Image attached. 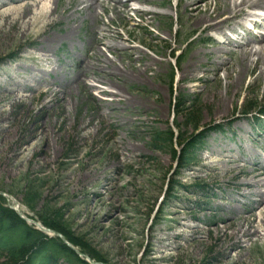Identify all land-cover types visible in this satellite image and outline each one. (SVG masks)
Instances as JSON below:
<instances>
[{
  "label": "rangeland",
  "instance_id": "obj_1",
  "mask_svg": "<svg viewBox=\"0 0 264 264\" xmlns=\"http://www.w3.org/2000/svg\"><path fill=\"white\" fill-rule=\"evenodd\" d=\"M183 3L164 0L152 16L107 10L101 18L108 26H100L91 13L77 12L76 0H60L50 6L48 34L55 43L21 36L9 25L0 36V194L97 264H264V175L255 177L251 166L264 161V141L258 125L242 115L245 106L248 113L264 107V70H248L238 83L236 71L231 79L221 69L213 72L221 62L238 65L241 54L200 42L207 34L190 24ZM95 29L104 31L105 43L131 50L129 57L97 47L116 64L114 74L89 68ZM193 31V43L182 50L175 40ZM113 33L128 38L119 41ZM181 54L177 63L173 56ZM83 64L86 73L78 74ZM190 64L199 82L181 80L180 69ZM145 67L144 74L130 73ZM179 95L194 101L178 109L173 98ZM193 113L196 128L186 118ZM172 123L174 156L152 143L154 132L165 133ZM219 125L221 132H210L193 149L197 134ZM185 148L191 161L177 168ZM228 221V234L252 223L257 237L240 238L241 251L224 249L216 230ZM191 229L198 231L193 237ZM7 262L1 252L0 264Z\"/></svg>",
  "mask_w": 264,
  "mask_h": 264
},
{
  "label": "bare ground",
  "instance_id": "obj_2",
  "mask_svg": "<svg viewBox=\"0 0 264 264\" xmlns=\"http://www.w3.org/2000/svg\"><path fill=\"white\" fill-rule=\"evenodd\" d=\"M25 0H0V36L4 33V27L9 25L10 28H15L21 36H26L27 34L31 33L34 34L35 37L37 36H45V40L48 44L55 43L58 41L57 37L51 36L48 34V28L51 25L52 21L51 17L55 14V8L53 10L50 6L54 3L56 4V0H29L27 2H22ZM133 2H142L145 4L154 5V0H133V1H126L123 2L122 0H76V7H79L77 12L87 11L91 13L93 16L94 21L100 20V15L98 12H95L93 8L96 6L100 9L102 13H105L108 9L115 13H126L127 11H133L136 15H144V14H151L146 10L142 9H133L129 5ZM214 3L215 7L212 11H209L210 3ZM202 4H204V9L201 8ZM222 4V10L219 9V5ZM129 6V7H128ZM256 6L264 9V0H187L184 5V13L187 16L188 21L192 24L196 29H199V33L202 34L204 32H216L217 35L220 37H225V33L222 30L223 23L227 21H231L236 17L245 16V11L249 8H255ZM221 8V7H220ZM223 14H227L228 16L222 20L220 17ZM105 25V24H104ZM238 27H244V24L241 22L237 25ZM234 30V29H232ZM6 34V33H5ZM114 34V33H113ZM98 32L95 33V38L93 40L92 48L93 51L91 55V60L89 64V68L95 64V67L90 68V70H96L100 68L101 74H114L118 72V68L115 66L116 64L114 61H107L104 57V52L113 53L119 55L121 52H125L127 56L130 57L131 50L122 49L120 47L113 46L110 43H105L104 40L106 39L105 36L98 37ZM116 40L123 41L126 40L125 38H121L117 34H114ZM3 38L5 36H2ZM111 40V39H110ZM222 42L226 43V45L235 46L241 54V61L237 65H227L224 62H221L217 69L213 72H217L220 69L225 72V79H231V72L236 71V82L238 83L242 77L241 74H244L248 70L258 71L260 74V70H264V61L262 57H264V37L260 38L257 43H254V39L249 40H240L236 42H231L230 40L226 39L224 41L220 40V43L217 45V50L222 51ZM252 43L256 44L255 46H251ZM102 46L105 51L102 49L103 53L97 50V47ZM236 50H232L235 52ZM223 52V51H222ZM46 57V56H44ZM29 60H34L33 57H27ZM135 62H139V57L134 60ZM154 63V62H153ZM210 66V65H209ZM209 66L205 69V72L209 70ZM88 66L83 64L79 67L78 74H85V68ZM147 71L145 67L142 71L141 70H130L131 74H144ZM126 73V72H125ZM193 65H186L180 69V74H182L181 80H185L186 77L189 79L200 81L201 77H197L193 74ZM216 74H214V77ZM231 81V80H230ZM232 84L231 82L228 85ZM84 85V84H82ZM86 86V85H85ZM90 87V86H89ZM195 86L189 87V89L194 88ZM107 92L110 96H117V93H113L111 90H103L102 93ZM4 94L11 95L12 92H8V89L4 91ZM15 97L18 95L13 94ZM18 98V97H17ZM16 98V99H17ZM19 99V98H18ZM220 112V111H219ZM4 117V116H3ZM2 113H0V121L3 119ZM39 131L40 128L38 126L35 127ZM35 129V130H36ZM36 132H32V135ZM5 136H7L5 134ZM4 136V137H5ZM32 147V146H31ZM29 150V149H28ZM26 148L19 152L24 153L28 151ZM264 162L260 161L257 164L252 166V172L254 173L255 177H261L264 175L262 170H258V167H263ZM237 176H233L232 178L235 179ZM236 180V179H235ZM247 185H250L247 184ZM252 186V185H251ZM241 195V194H240ZM244 195L242 194L241 197ZM17 209L18 212L23 214L22 209L14 205L12 206ZM252 210V209H251ZM250 214L249 216H251ZM244 219V218H243ZM175 221V225L179 226L177 220ZM245 223V222H243ZM231 224V221H228L227 224L221 229V231L216 230L220 236H217L215 239L216 244L220 243L222 239L225 243L223 246L224 249L228 250L231 249H240V238H251L257 237V229L253 226L252 223H249L250 226L248 228H244L242 226L235 227L234 231L228 234L227 230L229 228L228 225ZM261 224L264 225V220L261 221ZM217 229V228H215ZM250 229H253L250 231ZM189 237L195 236L198 233L197 230L191 229L189 232ZM182 234H175L174 238L182 237ZM190 245V243H189ZM240 247V248H239ZM237 257V256H236ZM238 258V257H237ZM207 259V258H206ZM189 264L197 263L194 260H188ZM230 263V261H229ZM218 264H221L219 262Z\"/></svg>",
  "mask_w": 264,
  "mask_h": 264
},
{
  "label": "trees",
  "instance_id": "obj_3",
  "mask_svg": "<svg viewBox=\"0 0 264 264\" xmlns=\"http://www.w3.org/2000/svg\"><path fill=\"white\" fill-rule=\"evenodd\" d=\"M173 77V76H172ZM172 82V78L170 77ZM184 105L180 102L177 108ZM252 108V106L250 107ZM254 108V106H253ZM248 109V110H246ZM182 111V109H180ZM248 106H245L243 113L249 112ZM195 113L187 114L188 123L194 125L196 128ZM203 135L197 137V143H200ZM173 134L171 131L154 132L152 143L154 148H169L173 156L176 154L172 148ZM182 138H179L181 141ZM189 150L186 148L182 151L183 164L186 167L191 161L188 158ZM42 225L53 231L56 229L50 227L46 223ZM59 232V231H57ZM61 234V232H59ZM62 235V234H61ZM63 236V235H62ZM64 237V236H63ZM65 238V237H64ZM6 253L7 264H24L26 259L28 264H86L75 253H73L66 245L59 239H48L43 234L29 227L10 209L5 206V201L0 197V253Z\"/></svg>",
  "mask_w": 264,
  "mask_h": 264
},
{
  "label": "water",
  "instance_id": "obj_4",
  "mask_svg": "<svg viewBox=\"0 0 264 264\" xmlns=\"http://www.w3.org/2000/svg\"><path fill=\"white\" fill-rule=\"evenodd\" d=\"M77 254H79V253L77 252ZM83 257L87 259V256H83Z\"/></svg>",
  "mask_w": 264,
  "mask_h": 264
}]
</instances>
